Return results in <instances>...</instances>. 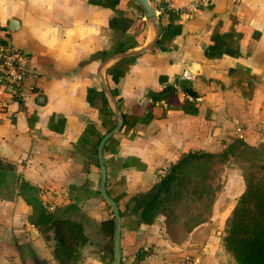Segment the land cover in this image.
<instances>
[{
	"label": "crops",
	"instance_id": "1",
	"mask_svg": "<svg viewBox=\"0 0 264 264\" xmlns=\"http://www.w3.org/2000/svg\"><path fill=\"white\" fill-rule=\"evenodd\" d=\"M150 2L161 10L153 47L104 69L124 115L103 148L106 188L121 214V264H234L221 235L242 172L226 174L199 222L189 203L172 232L163 212L142 221L133 196L188 150L240 144L264 160V0ZM0 35L30 58L19 92L0 86V157L38 187L46 207L33 213L19 193L0 198V264H60L41 217L66 202L97 220L112 216L98 190L96 148L116 116L98 67L115 51L143 46L154 29L135 0H0ZM79 254L74 264L114 259L113 245L89 240Z\"/></svg>",
	"mask_w": 264,
	"mask_h": 264
},
{
	"label": "trees",
	"instance_id": "2",
	"mask_svg": "<svg viewBox=\"0 0 264 264\" xmlns=\"http://www.w3.org/2000/svg\"><path fill=\"white\" fill-rule=\"evenodd\" d=\"M230 147H237L243 156L244 187L226 217L221 241L231 252L234 264H264V160L259 159L255 148L240 144ZM211 155L212 152L203 149L188 150L170 162L149 190L133 196V209L140 219L152 222L155 218L154 210L158 209V212L166 215V224L172 232L174 222L180 219L177 209L181 210L186 208L187 203L195 202V195L187 200L190 193L187 195L183 189L184 170L192 162H204V156ZM16 193L32 205L33 213L46 209L39 197L38 187L22 178L11 161L0 157V198L10 199ZM167 200L171 202V207L161 206ZM51 212L52 216L41 219L46 223L49 221L48 227L52 229L56 240L53 253L60 264L76 263L80 256V245L88 240L100 247L113 245L112 216L94 219L75 202L56 204Z\"/></svg>",
	"mask_w": 264,
	"mask_h": 264
},
{
	"label": "rangeland",
	"instance_id": "3",
	"mask_svg": "<svg viewBox=\"0 0 264 264\" xmlns=\"http://www.w3.org/2000/svg\"><path fill=\"white\" fill-rule=\"evenodd\" d=\"M212 154L211 156H204V162L199 163L197 160V163L192 162L182 174V183L185 185L184 191L187 195L190 193V198L195 195V202H191V217L192 219L196 218L198 222L207 216L216 192L224 184L226 174L230 172H235L237 175L243 173V156L237 147H224L219 151L212 152ZM161 206L171 207V202L167 200L166 204H161ZM187 206L188 203L185 205L186 208L177 209L181 221L186 218L183 213L188 214ZM157 210H154L155 216L159 213Z\"/></svg>",
	"mask_w": 264,
	"mask_h": 264
},
{
	"label": "water",
	"instance_id": "4",
	"mask_svg": "<svg viewBox=\"0 0 264 264\" xmlns=\"http://www.w3.org/2000/svg\"><path fill=\"white\" fill-rule=\"evenodd\" d=\"M137 1L144 11V15L146 20H148L154 29L153 37L145 43L143 46L137 49H127V50H118L115 51L105 58L102 59L99 67H98V75L101 81L102 90L106 96L107 102L109 107L111 108L112 112L116 116V121L111 128H109L104 134L99 138L96 148V154L99 164V171H100V178H99V185L98 190L100 195L104 198V200L108 203L112 210V217H113V252H114V259L112 264H121V214L120 208L117 201L114 197L108 192L106 188V178H107V168L104 159V144L108 140V138L114 134L119 128L123 125L124 122V115L121 110L117 106L116 99L106 81L104 76V69L105 65L114 58H121L131 55H139L144 53L145 51L151 49L155 44L158 35L160 33V23H159V14L157 9L153 7L150 0H135Z\"/></svg>",
	"mask_w": 264,
	"mask_h": 264
},
{
	"label": "built area",
	"instance_id": "5",
	"mask_svg": "<svg viewBox=\"0 0 264 264\" xmlns=\"http://www.w3.org/2000/svg\"><path fill=\"white\" fill-rule=\"evenodd\" d=\"M197 4L198 2H193L189 7L195 8ZM160 11L157 9L158 14ZM29 59L28 53L0 35V86L12 92H19L28 70ZM189 74L188 70L181 73L184 77ZM187 96L193 99V96Z\"/></svg>",
	"mask_w": 264,
	"mask_h": 264
}]
</instances>
